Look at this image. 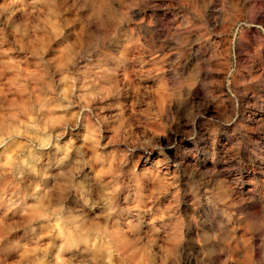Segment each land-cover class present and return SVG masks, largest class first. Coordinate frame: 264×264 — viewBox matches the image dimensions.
I'll use <instances>...</instances> for the list:
<instances>
[{
  "label": "rangeland",
  "instance_id": "1",
  "mask_svg": "<svg viewBox=\"0 0 264 264\" xmlns=\"http://www.w3.org/2000/svg\"><path fill=\"white\" fill-rule=\"evenodd\" d=\"M164 258L264 264V0H0V264Z\"/></svg>",
  "mask_w": 264,
  "mask_h": 264
},
{
  "label": "clouds",
  "instance_id": "2",
  "mask_svg": "<svg viewBox=\"0 0 264 264\" xmlns=\"http://www.w3.org/2000/svg\"><path fill=\"white\" fill-rule=\"evenodd\" d=\"M115 175L120 176V175H122V173L117 172ZM107 183L110 185L113 184V179H108ZM121 187H122V185H120V188ZM108 192H111V189ZM135 207H139V206L136 205ZM163 219H165V217L163 215L160 217H147L146 218L147 223L144 226V230L147 231L149 226H155L157 220H163ZM155 231L158 232V231H160V229L155 228ZM151 253H152V246H151V244H149L144 250V255H150ZM133 255H134V253H131V252L128 254L129 257H132ZM164 261H165V264H167V258H164Z\"/></svg>",
  "mask_w": 264,
  "mask_h": 264
}]
</instances>
